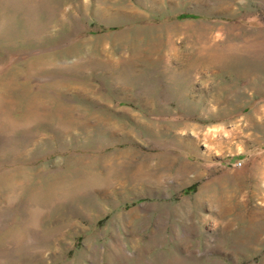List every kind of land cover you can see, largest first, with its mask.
Returning a JSON list of instances; mask_svg holds the SVG:
<instances>
[{
  "label": "rangeland",
  "instance_id": "obj_1",
  "mask_svg": "<svg viewBox=\"0 0 264 264\" xmlns=\"http://www.w3.org/2000/svg\"><path fill=\"white\" fill-rule=\"evenodd\" d=\"M0 264H264V0H0Z\"/></svg>",
  "mask_w": 264,
  "mask_h": 264
},
{
  "label": "trees",
  "instance_id": "obj_2",
  "mask_svg": "<svg viewBox=\"0 0 264 264\" xmlns=\"http://www.w3.org/2000/svg\"><path fill=\"white\" fill-rule=\"evenodd\" d=\"M189 14H179L178 17L188 16Z\"/></svg>",
  "mask_w": 264,
  "mask_h": 264
}]
</instances>
